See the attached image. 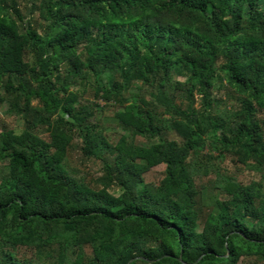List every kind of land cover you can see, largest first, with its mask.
Here are the masks:
<instances>
[{"label": "trees", "instance_id": "16d2710c", "mask_svg": "<svg viewBox=\"0 0 264 264\" xmlns=\"http://www.w3.org/2000/svg\"><path fill=\"white\" fill-rule=\"evenodd\" d=\"M4 101L0 264H264V0H0Z\"/></svg>", "mask_w": 264, "mask_h": 264}, {"label": "rangeland", "instance_id": "374dc122", "mask_svg": "<svg viewBox=\"0 0 264 264\" xmlns=\"http://www.w3.org/2000/svg\"><path fill=\"white\" fill-rule=\"evenodd\" d=\"M174 79L183 80L185 77L182 75L174 74ZM137 87L131 86L125 93L124 96H128L129 93H136L138 95H143L146 98H150L149 95V88L143 84L137 83ZM219 86V89L217 90L218 94V105L217 107L220 108L222 106V103L226 101L224 98L225 95V87L224 85L216 84ZM78 87V86H77ZM79 90L81 88L79 87ZM90 90L87 88L85 92L83 93L84 96H90ZM221 98V99H220ZM178 101V99H176ZM197 104V102L195 103ZM8 104L7 102H1L0 103V124H5L7 127L14 129L16 132H18L22 128V119L18 115L10 114L7 111ZM161 109V107H159ZM112 110L110 107H105L102 112H98L96 114V117L98 119V122L103 124L105 126V134L107 137L112 140L113 138L117 137L119 133H124L125 130L121 129L113 118ZM38 132L41 133L43 136L45 133L43 130L38 129ZM169 137H177L173 131H168ZM136 140L141 143H145L144 139L140 136L136 137ZM79 145V138L77 136L74 137L72 140V149L70 151V160L73 164L78 165L80 167L85 168L92 176H95L99 173V167L100 164L97 160L93 159H86L81 161V154L78 149ZM232 165V164H230ZM220 167L223 168V165L220 164ZM163 164H157L153 167H151L148 171H146L143 174V179L146 182H152V183H158L159 179L163 175ZM233 172L238 176V178H241L243 180H248L255 176L254 171L244 167V166H238L237 168L233 169ZM218 175V174H217ZM217 175L215 172H209L205 175H201L199 177V181L205 185L204 187V196L207 197L210 194L218 192L217 189L213 187V183L217 180Z\"/></svg>", "mask_w": 264, "mask_h": 264}]
</instances>
